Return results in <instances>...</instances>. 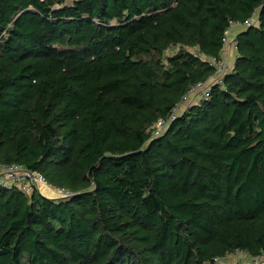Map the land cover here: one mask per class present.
Instances as JSON below:
<instances>
[{
    "label": "trees",
    "instance_id": "obj_1",
    "mask_svg": "<svg viewBox=\"0 0 264 264\" xmlns=\"http://www.w3.org/2000/svg\"><path fill=\"white\" fill-rule=\"evenodd\" d=\"M236 59L210 98L154 125ZM0 264H264V0H0ZM261 264V263H259Z\"/></svg>",
    "mask_w": 264,
    "mask_h": 264
},
{
    "label": "built area",
    "instance_id": "obj_2",
    "mask_svg": "<svg viewBox=\"0 0 264 264\" xmlns=\"http://www.w3.org/2000/svg\"><path fill=\"white\" fill-rule=\"evenodd\" d=\"M255 23L256 21L251 19L245 24H230L223 34L221 60H208L209 65L215 70V75L206 82L198 83L195 86H192L187 95L183 98L182 103L177 108L173 109L166 119H160L155 123L153 136H159L176 119L177 115L185 110V107L183 106L189 97L193 96L196 99V104H198V102L207 101L210 98L212 87L215 85L222 86L224 76L231 72L234 60L236 59L237 45L235 41L236 34L233 33L234 30L246 29ZM228 48L235 54V57L231 62L227 59L226 50ZM13 188L18 189L27 195H30L33 192H38L48 199L68 198L73 195V193L67 189H59L51 186L45 181L43 176L36 171L14 164L0 167V190H11ZM223 260L214 259V262L216 264H220ZM254 262L256 264H263L261 260L259 262L255 260Z\"/></svg>",
    "mask_w": 264,
    "mask_h": 264
},
{
    "label": "rangeland",
    "instance_id": "obj_3",
    "mask_svg": "<svg viewBox=\"0 0 264 264\" xmlns=\"http://www.w3.org/2000/svg\"><path fill=\"white\" fill-rule=\"evenodd\" d=\"M255 24L257 25V22ZM194 104H196V99L193 96H191L185 101L183 107L187 108L188 106H193ZM257 261L259 262L260 260L257 259ZM249 262H251V260L249 259L245 260L244 254L237 252L234 255L224 259L220 264H248Z\"/></svg>",
    "mask_w": 264,
    "mask_h": 264
},
{
    "label": "crops",
    "instance_id": "obj_4",
    "mask_svg": "<svg viewBox=\"0 0 264 264\" xmlns=\"http://www.w3.org/2000/svg\"><path fill=\"white\" fill-rule=\"evenodd\" d=\"M255 21H257V19H256V16L253 18ZM241 31V29H239V30H234V34H237V33H239ZM226 53H227V59H228V61L229 62H231L232 60H233V58L235 57V54L234 53H232L231 52V50L228 48L227 50H226ZM185 104V103H184Z\"/></svg>",
    "mask_w": 264,
    "mask_h": 264
}]
</instances>
